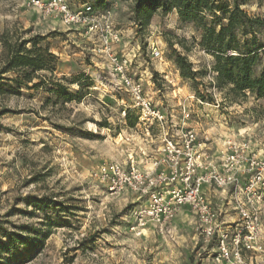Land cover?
<instances>
[{
  "label": "rangeland",
  "instance_id": "1",
  "mask_svg": "<svg viewBox=\"0 0 264 264\" xmlns=\"http://www.w3.org/2000/svg\"><path fill=\"white\" fill-rule=\"evenodd\" d=\"M30 1L0 0V33L7 28L24 31L25 37L45 36L58 57L57 78H82L84 86L68 84L73 92L80 89L82 98L64 105L47 102L43 90L0 96V111L9 110L0 116V224L7 229L0 231V259L9 264H264V206L258 235L249 240L242 236L239 246L230 235L227 254L219 250L218 236L206 238L201 233L190 211L180 212L168 230L151 224L144 230L132 228L140 203L136 194L111 195L90 173L132 153L141 159L143 150L159 140L149 144L136 135L128 141L130 130L119 136L126 128L122 100L129 103L130 96L118 91L97 39L66 27ZM68 1L78 5L89 0ZM238 1L251 15L264 17V0ZM108 7L124 35L117 52L133 60L131 68L142 76L153 102L175 113L179 102L189 105L190 123L200 142L217 155L225 141L236 139L247 141L250 151L264 159V98L249 95L231 103L210 84L213 74L208 71L199 89L214 101L196 103V92L181 77L174 49L187 55L195 68L206 67L211 60L193 42L191 23L181 21L176 11L158 10L139 31L131 2L109 0ZM261 36L264 39V29ZM180 41L191 51L187 53ZM152 45L161 50L162 59L152 57ZM261 58L264 61V50ZM40 198L44 202L35 206L32 201ZM50 199L64 205L54 208ZM228 219L235 225L237 218ZM7 232L35 238L39 244L28 252L22 244L11 243Z\"/></svg>",
  "mask_w": 264,
  "mask_h": 264
},
{
  "label": "built area",
  "instance_id": "2",
  "mask_svg": "<svg viewBox=\"0 0 264 264\" xmlns=\"http://www.w3.org/2000/svg\"><path fill=\"white\" fill-rule=\"evenodd\" d=\"M45 15H53L68 28L82 29L100 44L99 52L107 61L118 87L130 96L122 100V117L126 125L119 136L131 131L126 140L142 136L149 144L143 157L129 155L126 159L103 163L93 169L90 177L111 195L131 192L140 202L135 210L132 228L144 230L149 224L160 231L168 230L183 210L190 211L206 238L219 237V250L228 253L229 236L242 245V236L249 240L262 226L264 206V159L250 151L247 141L229 139L220 155L209 153L199 140L195 126H189L192 110L179 102L177 112L159 105L146 94L142 76L132 66L133 60L117 52L124 43L123 33L116 29L110 7L95 8L92 1L72 4L68 0H31ZM151 55L162 59V52L152 45ZM196 103L202 104L199 98ZM134 114L137 123L127 124V114ZM153 147V148H151ZM147 164L143 168L140 167ZM218 189L228 196L237 213L235 225L225 218L224 211L214 204L205 187Z\"/></svg>",
  "mask_w": 264,
  "mask_h": 264
},
{
  "label": "trees",
  "instance_id": "3",
  "mask_svg": "<svg viewBox=\"0 0 264 264\" xmlns=\"http://www.w3.org/2000/svg\"><path fill=\"white\" fill-rule=\"evenodd\" d=\"M95 8L108 7L109 0H90ZM131 2L133 20L138 30L145 29L155 13L162 14L176 11L183 22L192 24L196 33L193 42L209 56L208 66L195 68L187 55L174 49V61L183 79L190 82L196 96L202 100L214 101L208 94L202 93L199 86H204L202 78L209 72L213 74L210 83L222 92L229 102H238L249 95L256 99L264 98V17L251 15L238 0H124ZM46 37L36 34L25 37L24 31L4 29L0 33V96H21L23 89L48 94L47 102L66 104L80 101L82 92H73L68 84L84 86L82 78L68 81L55 75L54 63L58 60L45 43ZM181 47L188 53L190 48L180 41ZM259 69V70H258ZM154 75H157L155 73ZM84 75H82L83 77ZM90 82L92 79L87 77ZM68 81V83H67ZM91 84V83H90ZM9 112L0 111V116ZM127 124L137 123L134 114H127ZM44 199L33 200L39 206ZM54 207L64 204L50 199ZM0 224V231L6 232ZM11 243L22 244L28 252H33L39 242L32 237L7 232ZM4 247L6 245L3 244ZM0 264H9L0 259Z\"/></svg>",
  "mask_w": 264,
  "mask_h": 264
},
{
  "label": "crops",
  "instance_id": "4",
  "mask_svg": "<svg viewBox=\"0 0 264 264\" xmlns=\"http://www.w3.org/2000/svg\"><path fill=\"white\" fill-rule=\"evenodd\" d=\"M188 125L189 126H194L192 123H190V121L188 122ZM196 127V126H195ZM209 137H206V139H208ZM206 144V147L209 151L210 154L214 155V156H217V152L212 150L211 146L207 143ZM136 159L139 160V156L136 155ZM139 164H141L140 167H144V166H147V164H143L141 163V161H138ZM205 191L206 193L210 196V198L212 199V201L214 202L215 205H217L220 209H222L224 211V214H225V218L229 221L228 217H230L231 219H236L237 218V213L235 212V210L233 209V205L231 203V201H229V198L227 195L221 193L218 189L216 188H211V187H205ZM184 211H188L187 209L186 210H183L182 212Z\"/></svg>",
  "mask_w": 264,
  "mask_h": 264
},
{
  "label": "bare ground",
  "instance_id": "5",
  "mask_svg": "<svg viewBox=\"0 0 264 264\" xmlns=\"http://www.w3.org/2000/svg\"><path fill=\"white\" fill-rule=\"evenodd\" d=\"M109 132V131H108Z\"/></svg>",
  "mask_w": 264,
  "mask_h": 264
}]
</instances>
